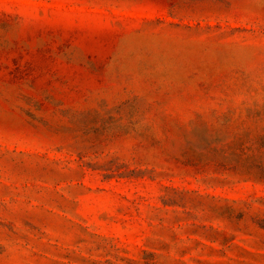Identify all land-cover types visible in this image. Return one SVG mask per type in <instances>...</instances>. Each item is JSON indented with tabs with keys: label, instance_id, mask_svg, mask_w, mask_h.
I'll return each instance as SVG.
<instances>
[{
	"label": "rangeland",
	"instance_id": "rangeland-1",
	"mask_svg": "<svg viewBox=\"0 0 264 264\" xmlns=\"http://www.w3.org/2000/svg\"><path fill=\"white\" fill-rule=\"evenodd\" d=\"M0 264H264V0H0Z\"/></svg>",
	"mask_w": 264,
	"mask_h": 264
}]
</instances>
